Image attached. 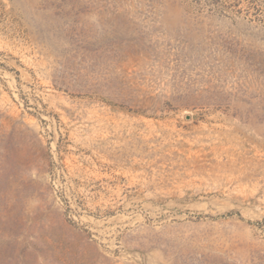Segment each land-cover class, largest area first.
I'll use <instances>...</instances> for the list:
<instances>
[{"label":"rangeland","instance_id":"rangeland-1","mask_svg":"<svg viewBox=\"0 0 264 264\" xmlns=\"http://www.w3.org/2000/svg\"><path fill=\"white\" fill-rule=\"evenodd\" d=\"M0 264H264V0H0Z\"/></svg>","mask_w":264,"mask_h":264}]
</instances>
